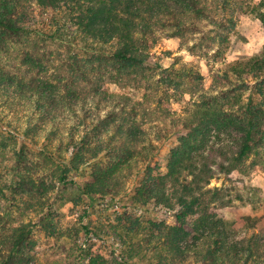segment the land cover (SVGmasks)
<instances>
[{"label": "trees", "instance_id": "trees-1", "mask_svg": "<svg viewBox=\"0 0 264 264\" xmlns=\"http://www.w3.org/2000/svg\"><path fill=\"white\" fill-rule=\"evenodd\" d=\"M259 6L264 23V0ZM221 15L202 0H0V37H17L29 50L36 35L86 54L71 56L60 86L36 78L23 85L17 74L0 67L1 79H18L20 98L32 108L37 127H45L48 144L42 152L76 168L105 156L83 188L90 197L117 193L128 180L126 170L130 176L144 172L134 200L176 214L174 225L150 223L146 239L137 240L139 233L129 230L133 258L151 255L156 264H264V238L232 237L227 223L211 212L213 205L233 202V189L210 187L220 176L231 181L234 173L264 172V51L216 76L221 81L216 93L202 87L200 72L163 69L151 58L159 32L185 40L203 23L220 30L234 26L224 10ZM221 33L220 44H226ZM28 58L33 70L45 66ZM110 85L141 96L113 92ZM185 94L196 99L168 131L170 106L181 101L174 97ZM64 120L73 121L66 132ZM176 129L181 136L167 172L155 173L148 164ZM34 131L29 127L23 134L38 147ZM142 163L146 166L139 168ZM21 190L32 193L27 183ZM31 239L30 223L15 226L0 217V264H31ZM92 261L107 264L101 256Z\"/></svg>", "mask_w": 264, "mask_h": 264}, {"label": "rangeland", "instance_id": "rangeland-1", "mask_svg": "<svg viewBox=\"0 0 264 264\" xmlns=\"http://www.w3.org/2000/svg\"><path fill=\"white\" fill-rule=\"evenodd\" d=\"M262 1L202 0V4L218 18H222L224 10V16L232 19L234 26L220 30L203 23L201 30L190 34L185 40L167 37L166 33L162 35L159 32L157 44L151 50L153 63L163 69L192 68L202 74V87L209 93H216L221 88L218 87L221 81L216 76L222 75L231 64L247 61L264 51V23L258 17ZM220 33L228 38L226 44H220ZM32 39L34 41L28 50L23 49L17 37H0V40H4V46H0V67L17 74L23 85L29 79L36 78L48 85L53 84L52 87L55 84L60 86L59 80L67 76L63 70L68 69L71 56L86 57L79 48L36 35ZM194 45L196 48L192 47ZM25 54L42 60L45 65L43 69L38 67L33 70L30 63H26L29 55ZM2 70L0 217H5L15 226L31 224L32 239L28 249L31 264H94L92 260L97 256L104 258L107 264H156L151 255L133 258L127 234L129 230H134L139 233L137 240L146 239L150 223L174 225L176 214L167 212L155 202L143 206L134 200L135 190L144 172L138 174L134 170L130 176V171H124L128 180L115 194L93 197L85 194L83 188L89 182L92 168L106 157L76 168L60 165L50 154L42 152L41 147L48 144L43 141L45 127L41 124L37 127L32 108H26L24 100L20 98L18 79H1ZM109 88L135 98L141 96L135 91L120 90L115 85ZM174 98L181 101L173 100L170 106L166 121L168 131L172 128V121L185 115L196 99L190 94ZM71 121H61V125L66 127L65 132L70 124L73 125ZM29 127L38 133V147L32 146L23 134ZM178 130L161 143L154 159L148 164L155 169V173L166 174L168 160L181 136ZM144 166L146 164L142 163L139 168ZM231 178L230 181L220 176L211 181L210 187L232 188L236 196L227 207L213 205L211 212L227 223L232 237L248 238L254 234L264 238V172L255 170L249 175L234 173ZM24 183L29 184L32 193L21 190Z\"/></svg>", "mask_w": 264, "mask_h": 264}]
</instances>
